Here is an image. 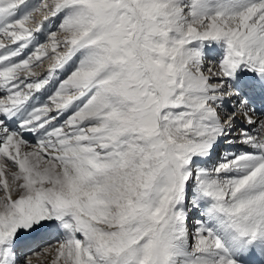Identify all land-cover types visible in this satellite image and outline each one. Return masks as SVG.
Here are the masks:
<instances>
[{
  "label": "snow or ice",
  "instance_id": "6c2138e0",
  "mask_svg": "<svg viewBox=\"0 0 264 264\" xmlns=\"http://www.w3.org/2000/svg\"><path fill=\"white\" fill-rule=\"evenodd\" d=\"M0 264H264V0H0Z\"/></svg>",
  "mask_w": 264,
  "mask_h": 264
}]
</instances>
